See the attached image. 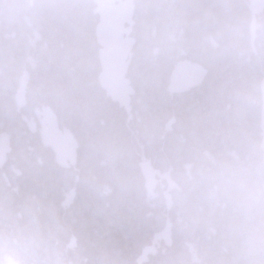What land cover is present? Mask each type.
Here are the masks:
<instances>
[{
    "label": "trees",
    "instance_id": "obj_1",
    "mask_svg": "<svg viewBox=\"0 0 264 264\" xmlns=\"http://www.w3.org/2000/svg\"><path fill=\"white\" fill-rule=\"evenodd\" d=\"M134 7L130 115L99 85L98 19L86 41L47 23L26 33L0 30V137L8 141L0 189L35 186L53 210L67 206L62 212L75 218L78 235L92 242L119 239L130 264H138L169 221L172 244H161L152 258L180 255L196 264L213 257L219 239L196 179L197 161L210 143H230L250 128V118L238 119L239 93L258 72L257 57L249 64L247 53L224 55L211 47L220 25L216 0H134ZM175 36L211 64L204 80L182 95L167 92L174 65L189 60L205 66L179 54L155 62L157 50ZM86 69L94 74L87 86ZM43 109H50L59 128L76 141L73 165L62 168L43 146L38 120ZM143 159L175 185L168 191L167 219L152 215V206L167 207V187L147 193Z\"/></svg>",
    "mask_w": 264,
    "mask_h": 264
},
{
    "label": "clouds",
    "instance_id": "obj_2",
    "mask_svg": "<svg viewBox=\"0 0 264 264\" xmlns=\"http://www.w3.org/2000/svg\"><path fill=\"white\" fill-rule=\"evenodd\" d=\"M216 2L220 25L211 47L224 55L247 53L249 64L255 55L259 70L239 93L238 119L250 118V128L230 143H210L197 161L196 179L215 217L219 239L213 257L196 264H264V0ZM131 7V0H0V30L26 33L47 23L66 27L86 41L97 19L118 20ZM177 54L205 66L206 73L211 70L203 53L181 36L158 49L154 60L159 63ZM93 78L86 69L85 86ZM36 193L28 184L0 189V264H130L119 239H85L77 234L75 218L63 214L67 206L53 210L47 198ZM169 214V207L152 206L158 220ZM144 264L192 262L180 255L160 261L150 256Z\"/></svg>",
    "mask_w": 264,
    "mask_h": 264
},
{
    "label": "water",
    "instance_id": "obj_3",
    "mask_svg": "<svg viewBox=\"0 0 264 264\" xmlns=\"http://www.w3.org/2000/svg\"><path fill=\"white\" fill-rule=\"evenodd\" d=\"M131 3L133 7L122 18L112 21L98 19L96 27V38L101 48L99 52L101 65L100 86L114 103L124 108L127 114H130V96L133 93L130 82L126 79L134 47V40L131 37L134 26V0H131ZM206 74L205 69L200 65L189 60L180 61L171 72L167 91L171 95L184 94L199 85ZM42 115L40 135L43 145L51 149L56 155L61 167H66L68 163L73 164L77 150L76 141L71 135L63 134L59 130L57 119L50 110H44ZM140 169L147 193H152L161 181L167 182L168 190L174 189V183L170 178L162 175L159 170L154 169L144 159ZM166 203L170 208V198H166ZM161 242L165 246H169L168 242H170V245L172 244L169 221L166 222L164 229L153 237L151 245L142 251L138 264H144V261L150 256H155L157 245Z\"/></svg>",
    "mask_w": 264,
    "mask_h": 264
},
{
    "label": "rangeland",
    "instance_id": "obj_4",
    "mask_svg": "<svg viewBox=\"0 0 264 264\" xmlns=\"http://www.w3.org/2000/svg\"><path fill=\"white\" fill-rule=\"evenodd\" d=\"M38 120H40V122L42 121V118L40 115H38ZM7 149H8L7 138L4 136H1L0 137V162H1L0 167H1V164L5 162V155H6Z\"/></svg>",
    "mask_w": 264,
    "mask_h": 264
},
{
    "label": "bare ground",
    "instance_id": "obj_5",
    "mask_svg": "<svg viewBox=\"0 0 264 264\" xmlns=\"http://www.w3.org/2000/svg\"><path fill=\"white\" fill-rule=\"evenodd\" d=\"M46 77V76H45Z\"/></svg>",
    "mask_w": 264,
    "mask_h": 264
}]
</instances>
